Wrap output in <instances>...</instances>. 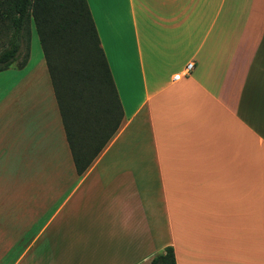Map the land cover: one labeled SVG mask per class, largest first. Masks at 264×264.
Listing matches in <instances>:
<instances>
[{
    "label": "crops",
    "instance_id": "1",
    "mask_svg": "<svg viewBox=\"0 0 264 264\" xmlns=\"http://www.w3.org/2000/svg\"><path fill=\"white\" fill-rule=\"evenodd\" d=\"M85 1L121 113L5 70L0 264H264V0Z\"/></svg>",
    "mask_w": 264,
    "mask_h": 264
},
{
    "label": "trees",
    "instance_id": "2",
    "mask_svg": "<svg viewBox=\"0 0 264 264\" xmlns=\"http://www.w3.org/2000/svg\"><path fill=\"white\" fill-rule=\"evenodd\" d=\"M32 30L37 35L59 108L81 109L87 115L83 120H90L86 124L91 139L101 138L104 119L101 122L93 110L115 107L121 112L86 1L0 0V72L13 65H25ZM81 113L78 114L82 119L85 115ZM100 148L92 154L79 148V174ZM150 264H176L173 248L165 247Z\"/></svg>",
    "mask_w": 264,
    "mask_h": 264
},
{
    "label": "rangeland",
    "instance_id": "3",
    "mask_svg": "<svg viewBox=\"0 0 264 264\" xmlns=\"http://www.w3.org/2000/svg\"><path fill=\"white\" fill-rule=\"evenodd\" d=\"M42 56V51L39 45V41L37 38V35L34 30L31 32V38H30V52L28 57V65L30 66L34 62H36L39 58ZM0 87L5 90L7 87V82L5 80V71L0 72Z\"/></svg>",
    "mask_w": 264,
    "mask_h": 264
},
{
    "label": "built area",
    "instance_id": "4",
    "mask_svg": "<svg viewBox=\"0 0 264 264\" xmlns=\"http://www.w3.org/2000/svg\"><path fill=\"white\" fill-rule=\"evenodd\" d=\"M192 69H193V63L192 62L187 63L183 68V75L182 74H176L173 76V79L179 80L181 77L188 75Z\"/></svg>",
    "mask_w": 264,
    "mask_h": 264
}]
</instances>
